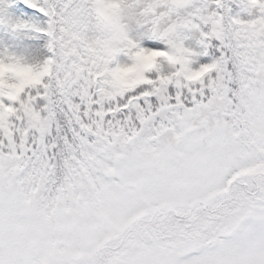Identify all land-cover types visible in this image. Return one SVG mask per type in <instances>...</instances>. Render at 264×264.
I'll return each mask as SVG.
<instances>
[{
	"label": "snow or ice",
	"instance_id": "obj_1",
	"mask_svg": "<svg viewBox=\"0 0 264 264\" xmlns=\"http://www.w3.org/2000/svg\"><path fill=\"white\" fill-rule=\"evenodd\" d=\"M21 2L47 52L0 46V264H264V0Z\"/></svg>",
	"mask_w": 264,
	"mask_h": 264
},
{
	"label": "trees",
	"instance_id": "obj_2",
	"mask_svg": "<svg viewBox=\"0 0 264 264\" xmlns=\"http://www.w3.org/2000/svg\"><path fill=\"white\" fill-rule=\"evenodd\" d=\"M0 4L4 7V19H6L8 13H11L14 15V19L12 22L16 21L17 19L26 20L30 23H34L40 26H43L44 24V17L42 14H40L37 10L29 8L27 5H24L21 0H1ZM28 12V18L25 19L21 16L22 12ZM6 24L0 23V46L2 47H8L9 41L8 39L15 38L14 33L12 30L6 29ZM20 31L27 33L28 35L34 36L36 40H39L40 42V53L38 55L45 54L47 52L46 49V42L47 38L42 33H37L33 31L32 29H21Z\"/></svg>",
	"mask_w": 264,
	"mask_h": 264
},
{
	"label": "rangeland",
	"instance_id": "obj_3",
	"mask_svg": "<svg viewBox=\"0 0 264 264\" xmlns=\"http://www.w3.org/2000/svg\"><path fill=\"white\" fill-rule=\"evenodd\" d=\"M1 1V0H0ZM28 12L24 11L21 13V16L24 17L25 19L28 18ZM7 18L5 19L7 22H12L14 19V15L11 13H8L6 16ZM9 23H4L6 24V29L12 30L14 33V37L12 39H8L9 44V50L15 51L18 53H23L27 55H38L40 53V42L39 40H36L34 36L28 35L25 32H22L20 30H13L9 26Z\"/></svg>",
	"mask_w": 264,
	"mask_h": 264
},
{
	"label": "clouds",
	"instance_id": "obj_4",
	"mask_svg": "<svg viewBox=\"0 0 264 264\" xmlns=\"http://www.w3.org/2000/svg\"><path fill=\"white\" fill-rule=\"evenodd\" d=\"M161 54L159 52H145L141 51L137 53V57L139 60V64L141 67L147 68L152 66L160 57ZM24 73V76L26 78H34L31 73H29L27 70H21ZM203 71V70H201ZM198 72H194L193 75H198ZM117 76L125 83H136L139 79H141V73L140 70L136 67H127V68H121L117 72ZM9 91H14L12 89H9Z\"/></svg>",
	"mask_w": 264,
	"mask_h": 264
}]
</instances>
